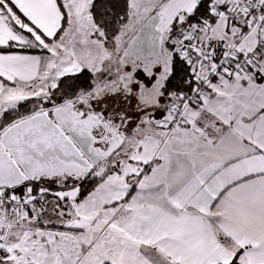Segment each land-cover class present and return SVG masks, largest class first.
Here are the masks:
<instances>
[{"label":"snow or ice","instance_id":"snow-or-ice-1","mask_svg":"<svg viewBox=\"0 0 264 264\" xmlns=\"http://www.w3.org/2000/svg\"><path fill=\"white\" fill-rule=\"evenodd\" d=\"M0 264H264V0H0Z\"/></svg>","mask_w":264,"mask_h":264}]
</instances>
